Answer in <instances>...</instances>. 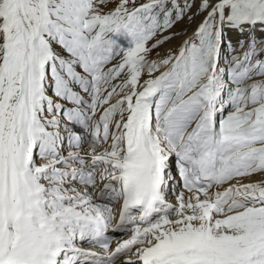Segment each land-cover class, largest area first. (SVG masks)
Returning <instances> with one entry per match:
<instances>
[{
    "label": "snow or ice",
    "instance_id": "snow-or-ice-1",
    "mask_svg": "<svg viewBox=\"0 0 264 264\" xmlns=\"http://www.w3.org/2000/svg\"><path fill=\"white\" fill-rule=\"evenodd\" d=\"M0 264H264V0H0Z\"/></svg>",
    "mask_w": 264,
    "mask_h": 264
},
{
    "label": "rangeland",
    "instance_id": "rangeland-1",
    "mask_svg": "<svg viewBox=\"0 0 264 264\" xmlns=\"http://www.w3.org/2000/svg\"><path fill=\"white\" fill-rule=\"evenodd\" d=\"M194 26H195L194 24L189 25L185 23V24L178 25L175 30L181 31L183 28L186 27L188 29L187 34H191V31L193 30ZM183 39H184V35H180V36H176L171 41L164 43L159 49L160 53L163 54L168 49L177 48ZM153 55H155V53Z\"/></svg>",
    "mask_w": 264,
    "mask_h": 264
}]
</instances>
